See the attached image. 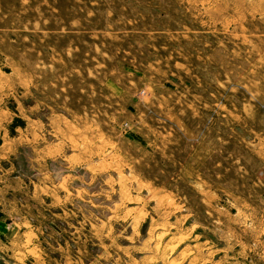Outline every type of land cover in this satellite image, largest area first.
<instances>
[{
  "label": "rangeland",
  "instance_id": "obj_1",
  "mask_svg": "<svg viewBox=\"0 0 264 264\" xmlns=\"http://www.w3.org/2000/svg\"><path fill=\"white\" fill-rule=\"evenodd\" d=\"M0 264H264V0H0Z\"/></svg>",
  "mask_w": 264,
  "mask_h": 264
}]
</instances>
